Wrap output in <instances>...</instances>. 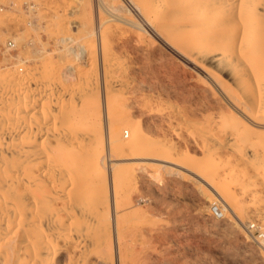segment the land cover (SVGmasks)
<instances>
[{"label":"bare ground","instance_id":"obj_1","mask_svg":"<svg viewBox=\"0 0 264 264\" xmlns=\"http://www.w3.org/2000/svg\"><path fill=\"white\" fill-rule=\"evenodd\" d=\"M97 1L110 16V24L101 28L106 21L100 22L95 32L98 44L75 47L68 37L60 39L73 56L85 58L84 65L51 62L43 75L27 67L3 79L9 91H0V264H139L128 226L135 205L126 196L137 163H158L150 173L158 180L181 168L207 177L227 205L217 200L224 212L257 210L249 200L264 208V139L255 140L251 128L264 129V0ZM79 25L85 31V22ZM143 34L194 70L171 67L158 84L146 70L141 97L147 130L125 114L123 94L134 76L121 55L137 47ZM23 38L15 35L14 41ZM153 50L151 45L149 54ZM169 100L178 107H160ZM175 119H195L202 152H226L223 160L240 196L222 188L219 165L194 169L179 163L167 137ZM150 121L163 138L148 131Z\"/></svg>","mask_w":264,"mask_h":264},{"label":"rangeland","instance_id":"obj_2","mask_svg":"<svg viewBox=\"0 0 264 264\" xmlns=\"http://www.w3.org/2000/svg\"><path fill=\"white\" fill-rule=\"evenodd\" d=\"M28 1L0 0V91L4 90V93L6 89L9 91V86H7L8 83L4 84L7 81L3 79L5 77L8 78L12 74L18 75V72L19 74H24L27 72V67L29 71L31 69L32 73L39 72V74L43 75V73L45 74L49 70V66L47 65L51 64V62H55L57 65L66 64L67 68H71V64H75L76 66L78 64L79 67L84 65L85 58L82 61L75 55L73 56L67 48H64L65 44L61 42V37H68L67 42H70L69 45L72 44L75 47H79L83 43L87 45L89 43V46H92L94 43L98 44L99 39H97L98 36L95 32L99 30L100 22L106 21L104 24H101L103 25L101 28H106L110 24V21L109 23L107 21V19H110V16L106 7L104 4L98 5L97 0H34L32 8L25 5ZM82 21L87 25L85 28L86 32L84 30L83 32L79 25ZM15 35H21L24 38L21 42L15 41L16 50L12 55L5 58L2 53L3 44L8 39L14 40ZM135 44H137V47L121 54L126 59L127 68L129 69H127V74H132L135 78H133L134 83L130 84L129 92L123 94V97L127 99V106L124 108L125 114H128L131 121H135V124L140 123V126L144 130H147L145 123L148 109L141 97L143 87L141 79L146 70L148 71V75L152 77L151 82L155 84H158L159 77L163 76L162 73L171 67L178 68L179 71L183 69L194 70H191L184 61L172 53L166 45L154 36L143 34V38L138 37L135 40ZM151 45L154 50L149 54ZM131 65L134 66V72L131 71ZM168 79L169 77H166L167 81ZM187 81H190V79ZM175 83L178 84L177 82ZM4 87L5 89H2ZM174 104L178 107L177 102L174 100H169V103L168 101L163 102L160 107L168 109L167 106L173 105L175 107ZM194 121L195 119L190 124V122L185 120L175 119L173 122L175 128L171 129L172 131L166 129V132L168 131L167 137H172V142L176 145L175 151L180 156L178 158L174 152L173 155L176 154V158L181 160L176 161H180L179 163L181 164L185 162L186 166L187 164L191 165V168L194 169L206 168L208 164L219 165L221 174L218 176V179L226 183V185H223L221 182L222 188L228 189L233 195L240 196L241 193L239 192L242 189L239 183H237L235 176L229 173L228 165L224 162V154L226 152L219 151L217 154L216 152H211L210 156L206 152H202L201 147L195 140L199 134V124L196 121L194 124ZM150 122L152 128L148 131H151L150 133L155 138H163V135L154 127V122ZM164 127L167 128L166 125ZM176 127L179 128L177 129ZM251 128L257 131L253 132L255 140H257V137L258 141L264 139V129ZM234 140L237 141H235L237 144L238 139ZM236 144H234L235 147L237 146ZM233 147L231 148L234 150ZM189 159L194 160L195 163H190ZM197 161L200 164L196 163ZM150 164L151 167L149 163L148 167L141 163L133 166V172L136 171L134 173L136 178L133 181L135 184L126 193L128 199L131 197L129 200L135 205L134 214H132V219V215L129 217L128 226L130 234L136 238L134 245L137 248L139 264H262L260 257L264 255V245L261 246L254 242L246 232V226L249 221L255 219L264 228V208L262 204L258 202L257 204L259 205H257L252 203L253 200L248 201L247 199L251 207H256L257 210L250 208L251 210L245 213L236 212V215V213L227 207L228 211H223L224 218L221 217L223 218L222 220H217L216 218L218 217L213 212L215 205L221 206L217 200L221 201L225 207L227 205L215 193L214 189L211 188L210 183H207L210 182L207 177L206 180L198 176L197 178L194 173L192 174V172L181 168L180 173L158 180L153 178L150 173L159 168V165L158 163ZM144 165L146 170L142 169ZM154 165L156 168L153 167ZM202 165L203 167H201ZM188 167L190 168V166ZM225 175L228 176L225 177ZM223 180L228 181L224 182ZM216 221L221 226L212 225ZM227 223H231L233 228L223 230L222 225ZM153 232H155V237L149 239L150 233ZM249 253L255 255V261H250L249 258L251 257Z\"/></svg>","mask_w":264,"mask_h":264},{"label":"built area","instance_id":"obj_3","mask_svg":"<svg viewBox=\"0 0 264 264\" xmlns=\"http://www.w3.org/2000/svg\"><path fill=\"white\" fill-rule=\"evenodd\" d=\"M34 0H29L28 2L25 3L26 6L33 7ZM16 43L13 39H8L4 44H3V56L7 58L9 55H12V53L16 50ZM218 205L214 206V214L216 217L221 218L223 217L224 213L223 211L217 207ZM246 232L248 236H250L254 242L257 244L263 246L264 245V230L261 227L260 223L258 220H253L249 221V223L246 226Z\"/></svg>","mask_w":264,"mask_h":264}]
</instances>
